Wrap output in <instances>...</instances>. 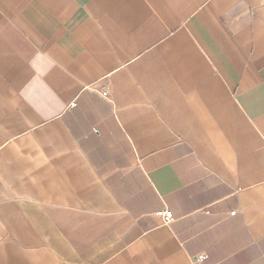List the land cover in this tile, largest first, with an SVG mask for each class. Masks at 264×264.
Segmentation results:
<instances>
[{
    "label": "crops",
    "instance_id": "1",
    "mask_svg": "<svg viewBox=\"0 0 264 264\" xmlns=\"http://www.w3.org/2000/svg\"><path fill=\"white\" fill-rule=\"evenodd\" d=\"M0 264H264V0H0Z\"/></svg>",
    "mask_w": 264,
    "mask_h": 264
},
{
    "label": "built area",
    "instance_id": "2",
    "mask_svg": "<svg viewBox=\"0 0 264 264\" xmlns=\"http://www.w3.org/2000/svg\"><path fill=\"white\" fill-rule=\"evenodd\" d=\"M103 95L105 97H109V93L107 91H105L103 93ZM236 212L237 211H232L230 214L231 215H235ZM156 214L163 219V221H164L165 224L170 223L173 220V218H174L173 212L171 210H169V209H161V210H158V211H156ZM203 258H204L203 256L193 257L192 258V263H194V262H201L203 260Z\"/></svg>",
    "mask_w": 264,
    "mask_h": 264
}]
</instances>
